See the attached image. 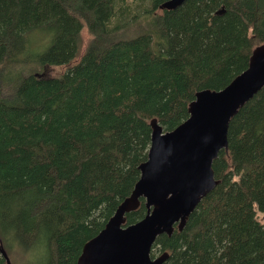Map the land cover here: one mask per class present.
Returning <instances> with one entry per match:
<instances>
[{"label": "trees", "instance_id": "obj_1", "mask_svg": "<svg viewBox=\"0 0 264 264\" xmlns=\"http://www.w3.org/2000/svg\"><path fill=\"white\" fill-rule=\"evenodd\" d=\"M164 1L0 0L4 250L37 247L43 264H76L130 196L150 121L174 129L196 92L224 88L264 44V0H183L173 10ZM212 171L218 183L150 256L264 264V87L229 120ZM145 213L141 198L124 226Z\"/></svg>", "mask_w": 264, "mask_h": 264}, {"label": "water", "instance_id": "obj_2", "mask_svg": "<svg viewBox=\"0 0 264 264\" xmlns=\"http://www.w3.org/2000/svg\"><path fill=\"white\" fill-rule=\"evenodd\" d=\"M183 0H166L159 6L173 10ZM264 87V44L256 46L247 68L220 90L196 92L189 103L188 117L170 131L150 121L147 158L139 165L133 190L117 207L104 227L86 241L76 264H162L163 252L150 257L158 235L181 230L200 200L218 183L212 162L227 148L229 120ZM144 199L146 213L124 226L125 214ZM0 255L11 264L0 241Z\"/></svg>", "mask_w": 264, "mask_h": 264}, {"label": "rangeland", "instance_id": "obj_3", "mask_svg": "<svg viewBox=\"0 0 264 264\" xmlns=\"http://www.w3.org/2000/svg\"><path fill=\"white\" fill-rule=\"evenodd\" d=\"M84 35H86V33L83 30L81 36L80 51L83 50V48L85 47V43L87 44L88 42L87 36ZM257 216H260V214L257 213ZM5 251L11 264H43L45 260V252L41 251L37 247L32 248L31 250H22L21 248L13 245V247L11 248H6L5 246Z\"/></svg>", "mask_w": 264, "mask_h": 264}]
</instances>
